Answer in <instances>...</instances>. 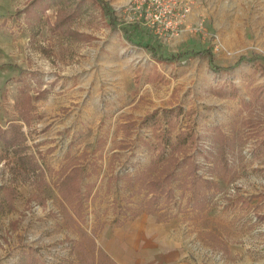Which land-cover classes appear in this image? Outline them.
<instances>
[{"label": "rangeland", "instance_id": "374dc122", "mask_svg": "<svg viewBox=\"0 0 264 264\" xmlns=\"http://www.w3.org/2000/svg\"><path fill=\"white\" fill-rule=\"evenodd\" d=\"M158 1L0 0V264H264V0Z\"/></svg>", "mask_w": 264, "mask_h": 264}, {"label": "crops", "instance_id": "0c3cea01", "mask_svg": "<svg viewBox=\"0 0 264 264\" xmlns=\"http://www.w3.org/2000/svg\"><path fill=\"white\" fill-rule=\"evenodd\" d=\"M143 236V233L142 235ZM144 255H148L146 264H191L185 258L181 248H176L174 238L169 237L164 231H146L142 237ZM112 243L106 247L110 257L117 264H126L127 256L112 252Z\"/></svg>", "mask_w": 264, "mask_h": 264}, {"label": "trees", "instance_id": "16d2710c", "mask_svg": "<svg viewBox=\"0 0 264 264\" xmlns=\"http://www.w3.org/2000/svg\"><path fill=\"white\" fill-rule=\"evenodd\" d=\"M36 1V0H35ZM40 2L42 3V0H40ZM48 6L47 5H44L43 9L47 8ZM28 9V8H27ZM74 13L72 14H69L68 16L70 17H73ZM184 53H187L186 51ZM194 54H206L210 60V63H212V54L209 50H203V51H196L194 52ZM175 57L177 56H170L168 58H159V59H175ZM247 59V58H246ZM244 57H240L236 62H235V65H237L238 63H240V61L242 60H246ZM233 66H229V67H217L218 69H230L232 68ZM165 132H169V130H163V133L162 135L165 133ZM20 130H19V127L13 123V122H9L7 127H2L0 125V141L3 143L4 146L8 147V146H13L15 145L16 143H18L20 141ZM162 140L160 141V143L164 142L163 145H160V143H157L155 144V146L157 148H159V151L160 153L163 155L165 153V147L168 145V141L165 140L163 138V136L161 137ZM158 153V156L156 157V159L152 161V163H154V166H157L160 162L162 161L164 158L163 156ZM168 161V160H167ZM164 166V164L162 165ZM165 168L167 169L168 168V165H165ZM77 168H74L73 170L76 171ZM162 171V170H160ZM172 176V173L171 171L167 172L165 174V176L163 177H158V176H154L152 177L151 180L148 181V184L147 187H149V193H150V198L149 199H152L153 202H155L158 197L156 196V193L158 190H163V187L162 185L164 184V180L167 179V178H170ZM76 180H78L76 178ZM172 192V189L171 188H168L165 190V195L167 196L168 194L170 195ZM168 195V196H169Z\"/></svg>", "mask_w": 264, "mask_h": 264}, {"label": "built area", "instance_id": "2783aa9c", "mask_svg": "<svg viewBox=\"0 0 264 264\" xmlns=\"http://www.w3.org/2000/svg\"><path fill=\"white\" fill-rule=\"evenodd\" d=\"M140 3L139 15L148 20H152L156 27L173 33L180 22L179 16H174L173 8L167 2H159L158 0H136ZM173 17V18H172ZM153 25V24H152Z\"/></svg>", "mask_w": 264, "mask_h": 264}]
</instances>
